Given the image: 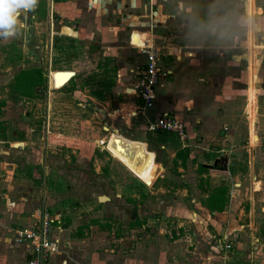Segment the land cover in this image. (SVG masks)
<instances>
[{
  "label": "rangeland",
  "instance_id": "obj_1",
  "mask_svg": "<svg viewBox=\"0 0 264 264\" xmlns=\"http://www.w3.org/2000/svg\"><path fill=\"white\" fill-rule=\"evenodd\" d=\"M252 4L250 21L247 0H149L145 14L131 12L125 18L122 13V21L94 16L82 23L79 37L71 38L61 35L66 34L62 25L70 21L56 16L47 0H39L26 20L20 17L26 28L14 38L0 39V158L15 188L11 199L29 212L33 222L46 214L60 220V229L54 226L51 236L59 240V254L64 253L67 264H264V241L254 242L248 235L231 234L218 249V224L210 221L214 217L203 206L205 187L196 170L189 164L181 176L167 163L163 172L157 163L164 159L162 150L152 137L147 139L148 129L141 130L134 119L130 123L132 115L126 116L118 104L129 96L124 84L135 82L133 71L144 63L130 43L134 30L145 35L146 45L166 51L182 47L190 97L201 113L209 105L218 115L223 72L231 70L241 79L236 84L243 93L241 105L251 86L263 92L264 77L251 83L246 60L226 69L220 49L248 44L251 51L257 43L254 32L258 17L264 27V0ZM220 18L227 31L223 37L204 27ZM127 63L134 67L130 78L121 76ZM251 66L255 75L258 66ZM54 70L75 74L56 89L49 75ZM105 127L148 141L135 170L99 144L102 135H109ZM205 138L198 135L193 142ZM258 172L264 179V169ZM27 204L29 208L24 207ZM252 230L240 231L259 232Z\"/></svg>",
  "mask_w": 264,
  "mask_h": 264
},
{
  "label": "crops",
  "instance_id": "obj_2",
  "mask_svg": "<svg viewBox=\"0 0 264 264\" xmlns=\"http://www.w3.org/2000/svg\"><path fill=\"white\" fill-rule=\"evenodd\" d=\"M49 3L51 4V0H47L48 6H50ZM75 6V0H65L55 5L51 4V10L53 8L57 12L56 16L70 21V25H64L77 32L75 36L61 34L63 36L79 37L80 30L75 27L77 19ZM259 18L258 28L254 32L256 36H259V40L252 47L251 61L249 59L248 44L245 47L242 44L223 45L220 49L222 48V58L225 59L224 67L226 69L230 65H232L230 67H237L238 61L241 63L246 60L249 65V75L251 71L254 72L251 65L258 66V68L256 67L254 79L263 81L264 74L261 76L259 74L260 72L264 73V57H260V55L264 56V32H262L264 27L263 21ZM81 31H83V28ZM53 34L54 38L58 37L55 32ZM141 39L145 45V40ZM243 47L245 48V54L242 53ZM167 50L162 49L163 56L159 59V64L171 73L157 84L153 104L150 107H145L143 100L135 95L133 91L128 93L126 89H131L134 83V81H129L128 84H124V91L129 96L126 99L123 98L121 102L118 101L120 111H124L127 116L135 108L142 109L144 107L143 115L139 114V116L132 118L129 116L128 119L130 123L132 119L136 120L139 123L138 125H141V130L147 129L148 123L153 122L156 116L164 111L171 112L184 122L187 134L186 141L180 140L173 133L162 130H148L151 135L146 136L149 140L153 138L157 143V147L162 150L164 159L157 161V163L163 172L167 169V163H171L181 176H183V171L189 164L196 170V174L199 175L198 178L203 183L202 186L205 187L203 189V206L210 210L214 217L210 221L218 224L216 231L221 235V242L218 245L219 250L223 248L221 243L226 242L231 234H239L243 238H246L244 235H248L254 242L264 241V224L261 225V223H264L262 222L264 220V179L260 178V172H258V168L264 169V105L261 101H264V90L262 92L258 87V89H254L252 103L248 89L246 103L241 105L239 101L243 93L236 87L241 79L231 70L223 72V86L221 88L222 93L219 95L218 115L216 116V108L214 109L209 105L203 106L201 113L194 108L190 97V78L187 77L188 72L184 73L182 69V67H185L182 61L186 58L181 55L182 47L177 46L175 50L173 47ZM232 50L233 52H231ZM143 61L145 63L144 56ZM188 61L186 59L185 64L188 65ZM132 66L133 64L127 63L122 69L124 72L121 73V76L129 77V72L134 69ZM235 70L233 69V71ZM201 80L204 81L203 78ZM203 86L205 87V85ZM251 103L253 109L250 108ZM197 111L201 116L198 115ZM205 112L208 113L205 114ZM216 129H218V136L214 132ZM105 131L109 132L108 137L102 135L100 139H108L111 134L118 135V133L110 131L108 127H105ZM198 135H203V137L208 138V141L211 139L215 142L207 143L205 138L201 143L195 144L193 139ZM134 140L141 145L144 152V142L148 144V141ZM2 142L0 141V145ZM198 145L201 146L200 149ZM211 145L216 146L211 147ZM194 148L195 150L192 151ZM2 150L0 146V152ZM143 152H140L135 167L130 170L136 169ZM258 163L260 166L257 165ZM3 168L4 161L0 158V264H27L30 247L27 243H19L12 232L13 230L32 226L33 221L31 216L28 215L29 212L23 210V206L21 207L19 202L11 199L15 188L9 183L11 176L4 173ZM208 169L214 172H208ZM19 198L20 201L23 199L22 197ZM28 204L24 207L27 208L28 206L29 208ZM256 224L261 227L256 228ZM238 227L241 228L240 230L249 227L253 229L252 231L259 230V232H256L257 234L251 231L245 233L240 230L237 231ZM233 239L239 243L241 242L239 238ZM63 254L52 255L51 259L47 260L45 264H67V259ZM252 255H254V261H256L257 255ZM248 256L253 263L250 254ZM57 257L61 259L60 263L54 261Z\"/></svg>",
  "mask_w": 264,
  "mask_h": 264
},
{
  "label": "built area",
  "instance_id": "obj_3",
  "mask_svg": "<svg viewBox=\"0 0 264 264\" xmlns=\"http://www.w3.org/2000/svg\"><path fill=\"white\" fill-rule=\"evenodd\" d=\"M131 43V42H130ZM134 46V45H133ZM145 57V63L137 67L136 81L131 86L132 91L144 102L145 107H150L155 100V88L165 79L171 71L159 64L163 56L159 46L143 45L134 46ZM144 108V107H143ZM143 108H135L132 117L143 115ZM149 131L162 130L175 134L180 140L186 141L184 122L171 112H161L153 122H149ZM60 229V220L49 215H44L41 221H34L32 226L15 231V238L19 243H27L30 247V255L27 264H45L47 259L59 253V240L52 238L51 232L54 226Z\"/></svg>",
  "mask_w": 264,
  "mask_h": 264
},
{
  "label": "flooded vegetation",
  "instance_id": "obj_4",
  "mask_svg": "<svg viewBox=\"0 0 264 264\" xmlns=\"http://www.w3.org/2000/svg\"><path fill=\"white\" fill-rule=\"evenodd\" d=\"M63 1L65 0H51V4L55 5ZM144 2H146V4ZM51 4L48 7H51ZM148 4H149V0H75V5H76L75 10L77 11V19L75 21V27H77V29H79L81 32V29L83 28L82 23L85 22L87 19L91 21L92 17L94 16L95 17L97 16L98 18L99 16L100 17L103 16L105 19L111 18L113 20L122 21V18H123L122 13H124L125 18H127L128 16H131L132 15L131 12H142L143 11V14H145L144 12L146 8L148 9V6H149ZM140 17L144 18L146 17V15H141ZM62 29L64 32L66 31V35H69V36L77 35V32L74 31L69 26L65 27V25H63L61 30ZM136 32L141 38L145 40L144 34L140 33L137 30H134L132 31V34H130L131 44H132V35ZM69 72H72V71H69ZM72 73L74 75V72Z\"/></svg>",
  "mask_w": 264,
  "mask_h": 264
},
{
  "label": "bare ground",
  "instance_id": "obj_5",
  "mask_svg": "<svg viewBox=\"0 0 264 264\" xmlns=\"http://www.w3.org/2000/svg\"><path fill=\"white\" fill-rule=\"evenodd\" d=\"M247 1H248V10H249V16L248 17H250L249 20L251 21L252 14H253L252 13V5H253L252 1L253 0H247ZM248 36H249V38L252 39V37H251L252 33H251L250 27H249V31H248ZM251 39H250V41H251ZM132 43L135 45H139V46L144 45V41L137 34V32L132 35ZM252 50L250 51V57L252 54ZM69 71L70 70H54V71H51L49 74L51 86L53 88L62 87L70 79V77L73 75V73L69 72ZM253 79H254V74H253V71H251V74H250L251 83H252ZM128 91L132 92V90H129V89H128ZM254 92H255V90L251 86L249 88V95H250L251 102H252V98L254 96ZM252 103L250 105L251 109H253ZM131 114L133 115L134 113L131 112ZM106 130H108V129L106 128ZM99 144L103 145L104 148H107V147L111 148L110 150H112V151H110V154L113 157H115L116 159H118L122 164L127 166L129 169H133L135 167L136 162L138 160V157L140 155L141 148H142L141 145L137 141L132 140L130 138H127L121 134H118V135L111 134L108 139L107 138L106 139L105 138L100 139ZM17 145L18 144H16V146Z\"/></svg>",
  "mask_w": 264,
  "mask_h": 264
},
{
  "label": "clouds",
  "instance_id": "obj_6",
  "mask_svg": "<svg viewBox=\"0 0 264 264\" xmlns=\"http://www.w3.org/2000/svg\"><path fill=\"white\" fill-rule=\"evenodd\" d=\"M39 0H0V39L8 40L18 36L26 25L21 22L23 15L27 19V14L36 10ZM224 19L220 18L216 24L205 25L209 31H219L223 37L227 35L223 29Z\"/></svg>",
  "mask_w": 264,
  "mask_h": 264
}]
</instances>
